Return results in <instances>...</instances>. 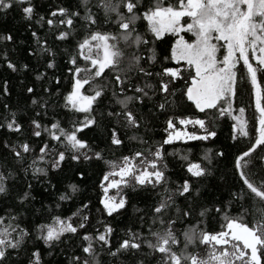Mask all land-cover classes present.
Returning <instances> with one entry per match:
<instances>
[{
	"label": "snow or ice",
	"instance_id": "obj_1",
	"mask_svg": "<svg viewBox=\"0 0 264 264\" xmlns=\"http://www.w3.org/2000/svg\"><path fill=\"white\" fill-rule=\"evenodd\" d=\"M13 5L22 10L25 20L33 19L36 14L31 0H0V13L10 10ZM81 8L83 13L79 10ZM78 17L84 34L69 53L72 67L67 70L71 73V90L63 95V106L84 115L73 123L71 130L62 127L58 120L44 126L39 119H31L32 135L41 137L42 132H47L51 140L60 145L50 150L49 141L41 143L40 154L31 163L32 176L47 175L49 171L37 161L50 164L51 169H59L68 156L73 161H89L93 156L97 160L105 159L102 151L93 149L90 141L78 133L98 124L94 105L107 95L109 83L115 102L120 106L118 111L109 112V115L122 119L127 128L138 131L140 127H146L147 117L137 111V105H143L145 100H151L158 93L162 95L155 105L157 109L164 111L179 105L177 92L180 90L174 85L183 79L181 97L187 102V107L194 106L200 112L216 109L219 116L227 115L234 121L231 126L233 140L238 136L249 137L245 107L241 105L238 112L234 108L237 82L246 79L255 101L256 135L254 142L235 157L234 167L252 194V203L245 206L247 193L241 188L231 192L227 201L209 206L196 205L199 219L190 222L196 208L192 203L183 208L176 207V198L181 196L192 200L193 178L200 180L211 174L214 157L224 156V152L213 153L208 148L200 159L182 154L183 167L190 175L178 182L175 188H170L164 145L173 141H208L216 137L217 132L214 125L206 122L207 117L169 116L162 143H157L154 148L150 146L147 154L135 150L116 160H107L108 171L100 180L103 191L100 204L109 216L126 208L129 197L124 192L125 188L133 191L148 186L161 189V195L150 205V215L145 214L149 215L148 220L140 217L142 224H147V232L128 229L118 246L113 247L110 239L113 227L108 223L104 224V231L96 230L95 234L79 231L88 221L87 214L80 211L87 204H81L80 209L69 217L50 215L49 222L36 224L35 238L54 248L71 242L72 236H79L82 255L71 254L68 264H104L99 259L102 252L113 258L112 264H117V261L125 264L121 260L125 254H130L132 264H264V175L258 176L252 171L249 168L251 161L246 159L258 145H264V0H95V4L92 0H79L75 10L56 7L51 9L47 18L41 15L36 22L46 19L48 26L56 29V39L65 40L75 32ZM141 21L144 22L143 31L139 28ZM58 25L64 26V29L61 30ZM185 32L191 33L194 39L186 38ZM167 34L174 39L168 54L161 57L156 41L163 40ZM32 36L40 45L41 53L55 55L47 41L40 40L37 31L33 30ZM13 40L14 36L10 33L0 34V41L7 43ZM27 51L34 54L31 48ZM2 55L8 68L17 71L18 65L9 58L8 52ZM80 60L84 63L81 64ZM166 61L174 62V66H168ZM241 62L243 74L237 67ZM153 63H159L161 70L155 73L149 71L146 65ZM47 66L55 67L54 60L49 59ZM22 67L27 69L29 65L23 64ZM109 73L113 74L112 79L106 82L105 77ZM136 73L144 77H159L158 87L148 79L143 84H133L131 77ZM44 75V72L36 74L37 79ZM56 80L59 81L60 77ZM7 83L4 81L0 94L9 92ZM27 91L32 93L34 89L28 87ZM32 103H37L35 96ZM4 108L8 109L9 105L5 104ZM177 120L185 127H178ZM190 124L198 125L202 132L188 131L187 125ZM0 127L16 132L23 130L15 112L11 113V119L5 117ZM110 138L112 145L123 144L116 127L111 129ZM131 139L148 143L139 135H133ZM4 146L20 164H24L26 154L33 150L27 140L18 143L5 140ZM259 159L264 161V156ZM28 168L29 165H24L25 174ZM77 174L84 176L83 171ZM8 175H15V172L9 168ZM7 179L8 176L0 172V195L9 194V186L5 183ZM69 188L75 193L79 186L72 183ZM110 189H116V193L109 194ZM199 191L195 189V192ZM30 197L31 192L27 189L17 195L21 203L28 202ZM59 199L64 201L70 197L62 193ZM237 202L240 213L232 215L230 209ZM59 207L57 203L56 208ZM213 209L220 218L219 230L207 227V218ZM78 214L82 218L73 222L72 217ZM249 215L251 220L246 219ZM177 224L183 227L178 228ZM29 236V229L17 222L15 212L6 211L0 215V264H23L13 258L25 251L26 264H43L40 248H25ZM202 246L205 252L200 251Z\"/></svg>",
	"mask_w": 264,
	"mask_h": 264
},
{
	"label": "trees",
	"instance_id": "obj_2",
	"mask_svg": "<svg viewBox=\"0 0 264 264\" xmlns=\"http://www.w3.org/2000/svg\"><path fill=\"white\" fill-rule=\"evenodd\" d=\"M92 2L95 4V0H92ZM31 3L35 5L36 13L31 20H25L22 10L15 5L5 13H0V34L10 33L14 36V40L11 42L0 41V90L4 87V81L8 82L7 87L9 88L6 95L0 94V124L5 122V117L11 119L12 112H15L18 122L23 124V130L20 132L0 127V172L8 176L5 183L9 186V194L7 196L0 195V215H3L6 211L15 212L17 222L22 223L24 227L29 229L30 236L25 246L26 249H31L33 246L40 248L43 264H68L71 254L82 255L79 247L81 243L79 236L67 234L72 236L71 242L58 244L54 248H49L43 244L42 240L35 238L36 224L49 222L50 215L69 217L73 212L80 209L81 204H87V207L80 209V211L87 214L88 221L85 227L79 231L81 233L88 231L95 234L96 230L104 231V224L108 223L113 227V233L110 234L113 247L118 246V242L126 236L128 229L133 231L140 229L147 232V224H142L140 217L144 216L145 221L148 220L150 205L154 204L161 195V189H153L148 186L133 191L131 188H125L124 192L129 197L126 208L120 210L119 214L114 213L109 216L103 210V205L100 204V198L103 195L100 180L103 178L104 173L108 171L107 160H116L122 155H128L135 150L145 151L147 154L146 150L150 146L154 148L157 143H162L166 136L164 129L167 127L166 120L169 116L207 117L206 122L209 125H214V130L217 132V136L210 138L208 141H173L164 145V162L168 164L166 174L171 178L170 188H175L178 182H182L190 175L183 167L182 154L187 153L192 159H200L208 148H211L213 153L221 150L224 152V156L214 157V167L211 174L200 180L193 178L192 200L181 196L176 198V207L183 208L192 203L196 208L190 222L194 223L196 219H199L196 205L209 206L217 202L227 201L231 192L239 191L241 188L247 193L244 201L245 206L252 203V194L247 190L234 167L235 157L254 142L256 135L257 113L251 94V85L246 79L237 82L238 94L234 101V108L238 112L241 105L245 107V117L248 119L250 132L249 137L238 136L236 140H233L231 126L234 121L227 115L219 116L216 109H209L201 113L194 106L187 107V102L181 97V91L185 83L183 79L174 85L180 90L177 92V99L180 100L179 105L164 111L157 109L155 105L162 95L158 93L151 100H145L143 105H137V111L143 112L147 117L146 127H140L138 131L127 128L124 126L122 119L118 120L116 116L109 115V112L118 111L120 107L115 102L112 85L109 83L107 95L94 105L98 124L90 126L82 133H78V135H82L90 141L93 149L102 151L105 159L97 160L93 156L89 161L83 159L73 161L68 156L59 169H51L50 164L37 161L40 166L48 167L49 171L47 175L41 173L38 177H33L31 163L34 157L40 154L39 146L41 143L45 140L49 141L50 150L59 148L60 145L51 140L47 132H42L41 137L32 135L31 119H39L44 126L58 120L62 127L71 130L73 123L78 118H83V113L74 112L63 106V95L71 90V73L67 70L72 67L69 63V53L73 51L78 38L84 34V29L81 26L82 21L78 17L75 32L69 38L59 40L55 37L56 29L50 28L46 19L40 23L36 22L41 15L47 18L51 9L56 7L63 6L75 10L79 0H31ZM79 10L83 13L82 8ZM29 24H31V27H29ZM57 27L61 30L64 29V26L58 25ZM139 28L141 31L144 30L143 21L139 22ZM33 30L39 33L40 40L47 41V45L54 50L55 55L40 52V45L37 43L36 38L32 36ZM173 39L174 37L171 34H167L163 40L156 41L157 51L161 57L168 54ZM29 48L34 50V54L28 53L27 49ZM5 51L8 52L9 58L17 63V71L8 68L2 55ZM144 58L147 59L146 52ZM49 59L54 60L55 67L48 68L47 62ZM79 62L84 63L83 60ZM165 63L168 66H174V62L166 61ZM23 64H28L29 67L25 69L22 67ZM146 67L153 73L161 70L159 63L148 64ZM237 67L240 69V73L243 74L242 64ZM38 72H44L45 75L37 79L36 74ZM112 75V73H109L105 77V81L111 80ZM56 77H60V80L57 81ZM145 79L151 80L158 87L159 77L155 75L144 77L142 74L136 73L131 77V82L133 84H143ZM28 87H32L34 91L29 93L27 91ZM87 87L86 85L85 88L87 89ZM33 96L37 99L36 104L32 103ZM5 104L9 105L8 109L4 108ZM176 124L178 127H185L179 125L178 120ZM113 127L118 129V134L123 140L121 146L111 144L110 132ZM187 130L202 132L199 126L194 124L187 125ZM133 135L142 136L148 143L142 144L139 140L131 139ZM5 140L10 143L27 140L32 145L33 150L26 154L24 164L18 163L14 155L4 146ZM189 150L191 151L189 152ZM261 156H264V145H260L246 158L251 161L249 168L256 172L258 176L264 175V161L259 159ZM24 165H29L27 174H25ZM9 168L15 172V175H8ZM78 171H83L84 176H79ZM72 183L79 186L78 191L75 193L69 188ZM29 184L31 185L30 189H28ZM197 188L200 190L199 193L195 192ZM26 189L31 192V197L28 202L21 203L17 199V195L22 194L23 190ZM62 193H67L70 199L61 201L59 197ZM115 193L116 189L109 190V194ZM57 203L60 204L59 208H56ZM138 208L141 211H136ZM173 211H175V208ZM230 212L232 215L239 214L240 204L238 202L234 203ZM81 218L78 214L72 217V220L73 222H79ZM185 219L188 220V218ZM246 219L251 220L252 217L249 215L246 216ZM177 227L181 228L183 225L177 224ZM207 227L209 230H219L220 228V218L215 214L214 209L207 218ZM97 248L99 249L98 243ZM200 251L205 252L203 246ZM49 253L52 254L49 255ZM13 259L26 264L27 251ZM99 259L104 264H112L113 261V258L107 252H102ZM121 260L125 264H132L130 254H125L121 257ZM117 264H120V262L117 261Z\"/></svg>",
	"mask_w": 264,
	"mask_h": 264
},
{
	"label": "rangeland",
	"instance_id": "obj_3",
	"mask_svg": "<svg viewBox=\"0 0 264 264\" xmlns=\"http://www.w3.org/2000/svg\"><path fill=\"white\" fill-rule=\"evenodd\" d=\"M187 33V32H186ZM186 38L188 39H194L193 35L191 33L184 34ZM222 43V42H221Z\"/></svg>",
	"mask_w": 264,
	"mask_h": 264
},
{
	"label": "bare ground",
	"instance_id": "obj_4",
	"mask_svg": "<svg viewBox=\"0 0 264 264\" xmlns=\"http://www.w3.org/2000/svg\"><path fill=\"white\" fill-rule=\"evenodd\" d=\"M252 97H253V96H252ZM253 100H254V97H253ZM254 102H255V101H254ZM207 110H209V109H206L205 111H207ZM198 111H199V110H198ZM205 111H204V112H205ZM199 112H200V111H199ZM201 113H203V112H201ZM259 146H260V145H258L257 148H258ZM257 148H256V149H257ZM256 149H255V150H256ZM255 150H254V151H255ZM250 155H251V154H250Z\"/></svg>",
	"mask_w": 264,
	"mask_h": 264
},
{
	"label": "flooded vegetation",
	"instance_id": "obj_5",
	"mask_svg": "<svg viewBox=\"0 0 264 264\" xmlns=\"http://www.w3.org/2000/svg\"><path fill=\"white\" fill-rule=\"evenodd\" d=\"M184 34H186V32ZM241 64H242V62H241Z\"/></svg>",
	"mask_w": 264,
	"mask_h": 264
}]
</instances>
